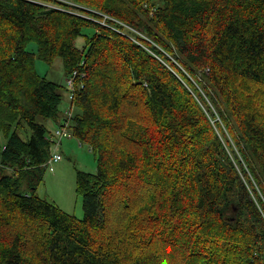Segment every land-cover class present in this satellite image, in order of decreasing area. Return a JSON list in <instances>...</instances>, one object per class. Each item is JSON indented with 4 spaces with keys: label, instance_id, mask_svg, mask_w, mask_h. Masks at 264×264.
Instances as JSON below:
<instances>
[{
    "label": "trees",
    "instance_id": "obj_1",
    "mask_svg": "<svg viewBox=\"0 0 264 264\" xmlns=\"http://www.w3.org/2000/svg\"><path fill=\"white\" fill-rule=\"evenodd\" d=\"M57 57L82 218L27 183ZM0 163V264H264V0H0Z\"/></svg>",
    "mask_w": 264,
    "mask_h": 264
},
{
    "label": "rangeland",
    "instance_id": "obj_2",
    "mask_svg": "<svg viewBox=\"0 0 264 264\" xmlns=\"http://www.w3.org/2000/svg\"><path fill=\"white\" fill-rule=\"evenodd\" d=\"M119 23L124 28V33L136 34L146 38L141 32L131 26ZM132 37L135 39L133 35ZM82 41H84L83 37H78L77 43L80 44ZM31 46L33 48L36 47L35 44H31ZM36 68L42 76H46L51 81L64 84L65 72L61 58H55L51 64L37 60ZM68 143L73 146L72 149L68 147ZM60 152L62 155L60 161L47 162L41 167V171H36L35 175L30 174L27 183L36 185V193L40 197L45 198L62 210L73 213L78 218H82V201L75 191L76 171L78 169L96 172L97 162L86 146L78 145L76 138H71L70 140L63 139L60 144ZM3 174L4 170L0 169V176Z\"/></svg>",
    "mask_w": 264,
    "mask_h": 264
},
{
    "label": "built area",
    "instance_id": "obj_3",
    "mask_svg": "<svg viewBox=\"0 0 264 264\" xmlns=\"http://www.w3.org/2000/svg\"><path fill=\"white\" fill-rule=\"evenodd\" d=\"M77 77H79V72L77 70H74L70 74L65 76L64 84L68 88V101H67V104L63 107L64 119L62 120L60 124H58L57 126H54L51 129L50 135L48 136L49 140L52 143L51 156L48 159V162H58L62 159V155L60 152V144L63 139L71 138L72 136V132L70 130V121L73 115V107L71 106L70 103L73 100V95H74V90H75V81ZM214 114H215L214 119H211L210 116H208L212 123L220 120L216 112H214ZM0 166H1V163H0Z\"/></svg>",
    "mask_w": 264,
    "mask_h": 264
},
{
    "label": "crops",
    "instance_id": "obj_4",
    "mask_svg": "<svg viewBox=\"0 0 264 264\" xmlns=\"http://www.w3.org/2000/svg\"><path fill=\"white\" fill-rule=\"evenodd\" d=\"M66 76V75H65ZM67 103H65V105H66ZM54 127V125L53 124H50L49 125V129H52ZM71 138H67V140H70ZM77 143H78V141H77ZM68 145V147H70L71 149L73 148V146L71 145V144H67ZM78 145H79V143H78ZM61 152H62V150H61ZM90 153V152H89Z\"/></svg>",
    "mask_w": 264,
    "mask_h": 264
}]
</instances>
